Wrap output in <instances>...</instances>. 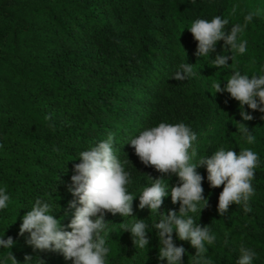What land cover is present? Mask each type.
<instances>
[{"label": "trees", "instance_id": "trees-1", "mask_svg": "<svg viewBox=\"0 0 264 264\" xmlns=\"http://www.w3.org/2000/svg\"><path fill=\"white\" fill-rule=\"evenodd\" d=\"M259 10L239 39L245 53H231L219 41L212 57L198 58L197 42L187 30L197 19L227 18L230 31L244 24V16ZM182 33V34H181ZM182 45V46H181ZM234 55L229 66L217 68L215 55ZM193 65L195 76L185 81L172 77L181 63ZM264 75V0H0V187L10 196L0 210V237H11L13 247H0V264H72L61 253L41 252L19 235L23 216L37 199L52 205L53 215L66 230L75 209L68 191L80 153L114 134L115 155L130 173L132 217L105 213L110 252L106 264H167L159 259V238L154 225L160 216L139 208V196L161 174L146 167L130 141L159 123H184L197 134L198 160L219 148L239 155L251 149L259 156L252 181L255 195L251 212L231 205L220 216L218 199L223 191L211 188L206 167L197 169L208 206L190 215L208 226L216 241L208 248L212 264H237L239 247L257 253L253 264H264V113L243 121L239 102L227 92L216 93L214 84L226 87L235 72ZM246 124L256 137L248 144L239 131ZM169 184L161 212L175 211L171 187L177 175L163 177ZM203 203V202H202ZM79 206V204H77ZM135 219L148 225L146 248H135L130 232ZM225 233L229 243L225 246ZM182 264H193L196 250L188 241ZM29 258V259H26Z\"/></svg>", "mask_w": 264, "mask_h": 264}, {"label": "clouds", "instance_id": "clouds-1", "mask_svg": "<svg viewBox=\"0 0 264 264\" xmlns=\"http://www.w3.org/2000/svg\"><path fill=\"white\" fill-rule=\"evenodd\" d=\"M260 15L257 9L244 16V24H234L226 31L229 24L227 18L215 16L211 21L197 19L187 30L197 42L195 55L198 58L212 57L219 41L224 42V48L231 53L243 54L247 50V41L240 40V35L255 16ZM182 34V33H181ZM182 46V45H181ZM234 55H215L212 63L217 67L229 66ZM193 65L181 63L179 70L172 77L176 81H185L195 76ZM220 82L214 84L216 93L227 92L230 97L239 102L240 116L243 121H251L253 116L245 111L247 106L252 111L264 113V75H242L235 71L222 88ZM264 118V117H262ZM239 124V131L248 144H253L256 137L252 135L244 123ZM197 134L184 123L169 124L161 122L158 126L143 130L129 143L135 154L146 167H153L161 174L160 178L152 180L139 196V208H148L150 213L160 216L154 225L159 238V259L167 264H182L185 255L183 246L177 247L173 233L180 241H188L196 250L193 264H212L207 257L208 248L216 241V235L210 232L208 226H200L190 213L195 214L208 206L202 187L203 177L197 169L206 167L207 180L211 188L223 191L218 199L220 216L228 213L231 205H240L243 210L251 212L249 201L255 195L252 181L255 169L260 160L257 153L251 149H242L237 155L231 149L219 148L211 156H201L198 160L194 142ZM114 134H109L105 141L80 153V163L75 164V174L71 177L68 191L76 198L69 202V208L75 209L68 231L61 221L53 215L52 205L37 199L22 218L19 235L29 234L28 243L41 252L61 253L66 261L72 264H106L110 252L105 233L109 222L105 221V213L132 217L133 201L136 197L129 193L127 186L131 183L130 173L125 170L115 155L113 148ZM177 175L179 184L171 187L170 195L173 204L179 203V214L175 211L163 213L160 211L164 198L169 195V184L163 177ZM10 196L6 187H0V210L8 207ZM203 202V203H202ZM79 204V206H77ZM148 225L145 220L135 219V222L125 228L130 232L135 248H146ZM228 233H225V246L229 243ZM14 241L11 237L5 240L0 237V247L10 249ZM257 253L245 247H239L237 264H253ZM8 259L12 264L17 261L11 251ZM26 259H29L26 257Z\"/></svg>", "mask_w": 264, "mask_h": 264}]
</instances>
